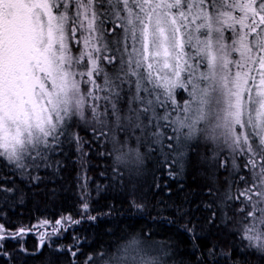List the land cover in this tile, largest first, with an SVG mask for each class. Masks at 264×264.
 <instances>
[{
  "label": "snow or ice",
  "instance_id": "1",
  "mask_svg": "<svg viewBox=\"0 0 264 264\" xmlns=\"http://www.w3.org/2000/svg\"><path fill=\"white\" fill-rule=\"evenodd\" d=\"M177 89L188 93L182 106ZM74 126L111 144L101 155L115 154L114 179L132 185L137 211L144 205L133 174L149 158L174 177L203 147L197 154L215 210L203 227L182 225L201 251L197 264L232 259L204 243L230 224L247 242L245 255L264 257V0H0V162L38 185L65 141L78 151L87 143ZM14 191L0 184V192ZM90 197L81 185V217L95 221ZM66 221L81 223L69 215L55 225ZM68 251L76 257L79 248ZM130 251H142L138 239L99 259L128 264Z\"/></svg>",
  "mask_w": 264,
  "mask_h": 264
},
{
  "label": "trees",
  "instance_id": "2",
  "mask_svg": "<svg viewBox=\"0 0 264 264\" xmlns=\"http://www.w3.org/2000/svg\"><path fill=\"white\" fill-rule=\"evenodd\" d=\"M181 96L184 99L185 90H176V97ZM72 131L79 132L87 143L78 151L75 142L65 141L62 150L53 155V166L38 173L42 177L38 185L0 162V184L15 189L11 194L0 192V224L8 236L0 240V264H85L90 255L93 264H101L100 254H109L133 238L148 251L146 259L157 258L160 264H197L201 251L193 250L182 225L191 219L203 227L205 217L215 210V197L208 195L209 182L197 154L203 147L189 153L183 169L175 166L174 177L157 170L155 159L149 158L139 175H133L135 198L144 205L137 211L129 203L132 185L114 179L115 154L101 155L111 151V144L95 141L83 126H74ZM127 177L125 171V180ZM85 183L91 193L89 212L97 217L95 221L81 217V185ZM210 204L213 206L208 207ZM69 215L81 223L55 225L57 219ZM21 227L31 234L13 236ZM233 232L231 224L221 226L204 241L216 244L217 253L233 252L232 259L218 255L220 264H264L259 254H244L242 245L247 242ZM70 247L73 251L79 248L76 257L68 251ZM202 251L207 254V249Z\"/></svg>",
  "mask_w": 264,
  "mask_h": 264
},
{
  "label": "rangeland",
  "instance_id": "3",
  "mask_svg": "<svg viewBox=\"0 0 264 264\" xmlns=\"http://www.w3.org/2000/svg\"><path fill=\"white\" fill-rule=\"evenodd\" d=\"M177 90H178V89H177ZM176 98H177V97H176ZM177 99H181V100L179 101V103L183 105V101H184L185 99H188V93L185 91L184 99H183L182 96H181V98H177ZM182 105H181V106H182ZM126 173L128 174L127 171H126ZM133 175L135 176V174H133ZM33 233L35 234L36 231H34ZM147 253H148V251H147L146 249H144V248H142V251H140L139 254H136L135 252H131V251H130L129 256L126 257L125 259L128 261V264H139V259H140V257H143V258L146 259V257H147ZM133 255L136 256V259H135L134 261L132 260V256H133Z\"/></svg>",
  "mask_w": 264,
  "mask_h": 264
},
{
  "label": "water",
  "instance_id": "4",
  "mask_svg": "<svg viewBox=\"0 0 264 264\" xmlns=\"http://www.w3.org/2000/svg\"><path fill=\"white\" fill-rule=\"evenodd\" d=\"M24 233H25V234H29V231H25Z\"/></svg>",
  "mask_w": 264,
  "mask_h": 264
}]
</instances>
